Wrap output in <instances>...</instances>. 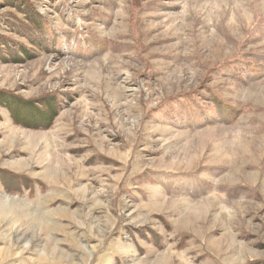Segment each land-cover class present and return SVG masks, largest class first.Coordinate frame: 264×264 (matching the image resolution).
Returning a JSON list of instances; mask_svg holds the SVG:
<instances>
[{
  "label": "rangeland",
  "instance_id": "rangeland-1",
  "mask_svg": "<svg viewBox=\"0 0 264 264\" xmlns=\"http://www.w3.org/2000/svg\"><path fill=\"white\" fill-rule=\"evenodd\" d=\"M0 264H264V0H0Z\"/></svg>",
  "mask_w": 264,
  "mask_h": 264
},
{
  "label": "trees",
  "instance_id": "trees-1",
  "mask_svg": "<svg viewBox=\"0 0 264 264\" xmlns=\"http://www.w3.org/2000/svg\"><path fill=\"white\" fill-rule=\"evenodd\" d=\"M34 117H37V115H36V114H35V115H32V118H34ZM54 117H55L54 115L48 117V119H47L48 123H47V124H49V123L51 122V120H52ZM15 120H16V119H15ZM16 122H18V121L16 120ZM45 127H47V126H46V125L43 126V128H45Z\"/></svg>",
  "mask_w": 264,
  "mask_h": 264
}]
</instances>
